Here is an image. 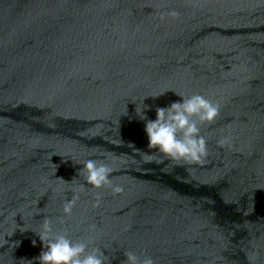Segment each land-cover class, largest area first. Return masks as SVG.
<instances>
[{"label": "clouds", "instance_id": "clouds-1", "mask_svg": "<svg viewBox=\"0 0 264 264\" xmlns=\"http://www.w3.org/2000/svg\"><path fill=\"white\" fill-rule=\"evenodd\" d=\"M179 13L170 11L161 14V20L166 16L178 17ZM164 92L160 93L158 97ZM182 102H173L167 107L156 108V118L148 119L145 115L147 106L142 105L136 112L139 119L145 121L144 131L147 136V148L149 151L141 149L134 150L143 153L146 162H151L153 155L150 153H161L174 161H184L190 164H202L206 158L207 141L201 135L200 126L211 124L215 121L220 112V105L207 99L201 94L183 96ZM230 142L228 137L218 141L220 147H224ZM113 169L101 160L88 159L83 161L78 175H82L87 185L93 188H109L113 195L121 194L124 189L120 185H114L111 173ZM62 179V178H58ZM63 180V179H62ZM83 188V185H81ZM70 200L66 199L63 203V213L71 216L79 196L74 189ZM100 206V197L97 195L93 207ZM60 223H64L63 217ZM95 230V225L90 226ZM43 244V250L39 256L34 258L39 264H110L109 258L99 247L91 246L93 242L88 240H72L66 234H60L54 227L51 218L44 217L41 223V231L35 232ZM35 245V241H33ZM125 259L121 264H155L151 256L145 255L143 258L132 251L124 253ZM28 264H32L28 261Z\"/></svg>", "mask_w": 264, "mask_h": 264}]
</instances>
